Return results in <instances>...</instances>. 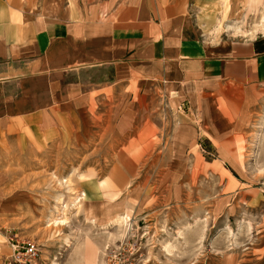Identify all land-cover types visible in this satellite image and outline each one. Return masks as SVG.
Masks as SVG:
<instances>
[{"label": "rangeland", "instance_id": "obj_1", "mask_svg": "<svg viewBox=\"0 0 264 264\" xmlns=\"http://www.w3.org/2000/svg\"><path fill=\"white\" fill-rule=\"evenodd\" d=\"M69 2L24 0L36 14ZM213 15L207 42L264 39V0H219ZM131 92L103 100L69 144L0 136V264L22 240L39 264H264V85Z\"/></svg>", "mask_w": 264, "mask_h": 264}, {"label": "crops", "instance_id": "obj_2", "mask_svg": "<svg viewBox=\"0 0 264 264\" xmlns=\"http://www.w3.org/2000/svg\"><path fill=\"white\" fill-rule=\"evenodd\" d=\"M218 1L127 0L109 9L102 0L86 12L72 0L63 13L51 5L36 14L24 0H0V136L69 144L89 131L103 100L130 98L137 84L139 93L177 79L264 85V39L203 40Z\"/></svg>", "mask_w": 264, "mask_h": 264}, {"label": "built area", "instance_id": "obj_3", "mask_svg": "<svg viewBox=\"0 0 264 264\" xmlns=\"http://www.w3.org/2000/svg\"><path fill=\"white\" fill-rule=\"evenodd\" d=\"M12 243L15 240H11ZM13 255L12 262L10 264H39L40 248L37 243L30 240L16 241V244H12Z\"/></svg>", "mask_w": 264, "mask_h": 264}, {"label": "bare ground", "instance_id": "obj_4", "mask_svg": "<svg viewBox=\"0 0 264 264\" xmlns=\"http://www.w3.org/2000/svg\"><path fill=\"white\" fill-rule=\"evenodd\" d=\"M117 218V217H116ZM126 218V217H125ZM124 219V218H123ZM125 221V220H124Z\"/></svg>", "mask_w": 264, "mask_h": 264}]
</instances>
